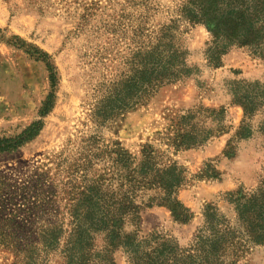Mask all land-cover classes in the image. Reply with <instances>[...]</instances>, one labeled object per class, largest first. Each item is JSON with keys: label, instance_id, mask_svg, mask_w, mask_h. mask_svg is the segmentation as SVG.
Here are the masks:
<instances>
[{"label": "rangeland", "instance_id": "374dc122", "mask_svg": "<svg viewBox=\"0 0 264 264\" xmlns=\"http://www.w3.org/2000/svg\"><path fill=\"white\" fill-rule=\"evenodd\" d=\"M144 1L0 0V138H15L32 124H42L33 140L15 151L0 152V242L24 246L34 240V231L66 213V192L72 190L68 183L74 178L69 165L79 158L84 136L116 141L138 158L142 146L150 144L187 170L189 182L177 199L193 214L190 222L177 221L167 206L145 208L140 214V234L160 243L189 247L208 205L234 219L225 196L256 190L264 181V57L236 47L223 56L220 68L209 67L205 51L211 34L204 25L187 27L182 38L188 64L199 70L196 74L161 88L134 110L117 112L103 125L94 121L99 103L128 73ZM149 1L152 24L166 21L174 0ZM31 48L47 53L57 72L54 104L46 117L40 112L52 91L49 72L29 54ZM245 102L254 109L252 136L239 139ZM176 133L206 141L177 151L168 146V138ZM54 161L67 167L61 171ZM44 165L52 168L48 183L36 176L46 171ZM207 166L216 170L215 179L200 177ZM104 167L102 163L92 173ZM53 180L58 185L53 189L59 192L56 201L32 211L35 194L53 187ZM134 230L126 226L128 233ZM95 247L103 250V235L97 236ZM113 259L128 264L121 250ZM15 261L13 252L0 247V264ZM37 264H61V259L53 256L48 263L41 257ZM239 264H264V246L251 248Z\"/></svg>", "mask_w": 264, "mask_h": 264}, {"label": "trees", "instance_id": "16d2710c", "mask_svg": "<svg viewBox=\"0 0 264 264\" xmlns=\"http://www.w3.org/2000/svg\"><path fill=\"white\" fill-rule=\"evenodd\" d=\"M150 3L145 0L140 4L135 31L138 46L127 62L128 73L112 85L94 114L99 125L117 112L123 114L144 105L161 88L199 71L188 64L189 52L182 42L189 26L204 25L211 34L205 51L209 67L220 68L223 56L236 47L264 57V0H174L166 21L156 26L151 22L154 8ZM29 54L45 63L49 72L52 91L40 112L46 117L54 104L56 68L47 53L31 48ZM243 106L245 122L238 132L239 139L252 136L250 120L254 109L250 102ZM41 128V122H36L15 138H0V152L21 148L36 138ZM168 141L169 148L179 151L199 146L206 139L176 133ZM79 151V158L69 165L74 178L68 183L72 190L66 192V213L54 216L61 219L38 228L33 232L34 240L24 246L0 242V247L13 252L14 264H37L41 257L49 263L57 255L61 264H117L113 254L118 250L128 264H239L251 248L264 246V181L256 190H240L225 196L234 209V219L221 214L217 206L208 205L189 247L181 248L166 241L160 243L153 236H142L138 230L141 212L154 206H167L183 224L193 219V214L177 199L179 190L189 182L187 170L178 161L150 144L142 146L138 158L120 143L106 142L97 135L84 136ZM231 153L227 151L228 156ZM54 162L61 171L66 164ZM102 163L105 167L92 173ZM44 168L46 171L42 169L36 176L48 183L53 179L52 168ZM45 175L48 177L44 179ZM200 177L215 179L216 170L207 166ZM52 185L35 194L32 211L56 201L59 192L53 189L58 185L54 180ZM127 225L135 230L128 233ZM99 235L105 241L101 251L95 247Z\"/></svg>", "mask_w": 264, "mask_h": 264}]
</instances>
